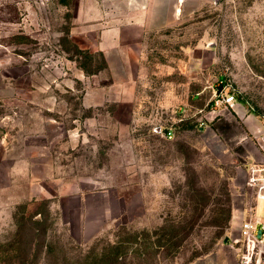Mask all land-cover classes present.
Masks as SVG:
<instances>
[{
    "label": "rangeland",
    "instance_id": "374dc122",
    "mask_svg": "<svg viewBox=\"0 0 264 264\" xmlns=\"http://www.w3.org/2000/svg\"><path fill=\"white\" fill-rule=\"evenodd\" d=\"M181 1L110 71L108 0H0V264L236 261L264 0Z\"/></svg>",
    "mask_w": 264,
    "mask_h": 264
},
{
    "label": "crops",
    "instance_id": "0c3cea01",
    "mask_svg": "<svg viewBox=\"0 0 264 264\" xmlns=\"http://www.w3.org/2000/svg\"><path fill=\"white\" fill-rule=\"evenodd\" d=\"M182 2L184 0L180 4L181 10ZM175 10L180 9L176 7ZM173 11L172 0H108V27L98 47L104 52L110 71L125 69L124 50L136 54L148 33L159 32L168 26ZM245 121L252 133L263 129L264 119L252 118L249 114ZM235 260L233 264H237V256ZM201 264H209V259Z\"/></svg>",
    "mask_w": 264,
    "mask_h": 264
},
{
    "label": "built area",
    "instance_id": "2783aa9c",
    "mask_svg": "<svg viewBox=\"0 0 264 264\" xmlns=\"http://www.w3.org/2000/svg\"><path fill=\"white\" fill-rule=\"evenodd\" d=\"M214 105L215 110L221 106L234 109L238 106V99L235 93L222 91ZM155 130L168 139L175 135L172 127L156 126ZM243 140L252 141L255 147L254 152H249L238 161L245 176V186L253 195L255 205L242 211L240 233L234 241L238 250L237 264H264V219L257 213L258 208L264 204V123L258 133H245Z\"/></svg>",
    "mask_w": 264,
    "mask_h": 264
}]
</instances>
